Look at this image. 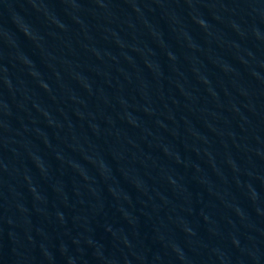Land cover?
Returning a JSON list of instances; mask_svg holds the SVG:
<instances>
[{"label": "water", "instance_id": "water-1", "mask_svg": "<svg viewBox=\"0 0 264 264\" xmlns=\"http://www.w3.org/2000/svg\"><path fill=\"white\" fill-rule=\"evenodd\" d=\"M0 264H264V0H0Z\"/></svg>", "mask_w": 264, "mask_h": 264}]
</instances>
